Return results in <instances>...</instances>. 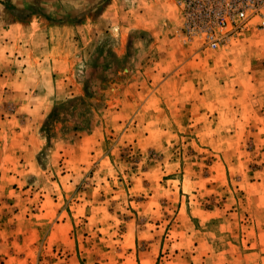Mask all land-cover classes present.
Returning <instances> with one entry per match:
<instances>
[{
  "label": "rangeland",
  "instance_id": "obj_1",
  "mask_svg": "<svg viewBox=\"0 0 264 264\" xmlns=\"http://www.w3.org/2000/svg\"><path fill=\"white\" fill-rule=\"evenodd\" d=\"M108 1L35 0L0 20L26 26L33 11L89 32L61 44L64 82L0 86L60 94L34 169L0 180V264H264V28L201 49L180 36L176 0H160L126 5L123 36L89 29ZM9 62L7 82L21 73Z\"/></svg>",
  "mask_w": 264,
  "mask_h": 264
},
{
  "label": "crops",
  "instance_id": "obj_2",
  "mask_svg": "<svg viewBox=\"0 0 264 264\" xmlns=\"http://www.w3.org/2000/svg\"><path fill=\"white\" fill-rule=\"evenodd\" d=\"M157 1L160 0H109L95 20L91 23L89 22L91 24H89V29L92 30L98 27H106L107 29L109 28V30H112L117 27V33L120 36H123L128 30L127 27L130 25L124 20L126 16L128 17V14L125 12V9L127 8L126 5L130 6L134 2H140L144 7L149 9L148 5L152 4V2L156 3ZM33 2H35V0H0V4H8L9 7L13 8V10H7L6 12L0 10V20L4 18L7 19V17H18V4H31ZM119 16L122 18V25L118 22V19H120ZM24 17L29 18L30 20L33 19L35 22L32 23L30 21L26 26L18 23H8V25L2 26V21H0V34L3 32L10 36L9 40H7L9 50L5 52V57L0 59V67L8 66V63L5 64V62L10 61L9 63L12 64V67L19 65L21 68V73L13 76L9 82L0 78V86L2 85L3 87V84L5 83H34L35 81L37 84L49 81L51 84H53V82H64V78H66V71L64 69H67L71 65L73 57L67 53L68 51L63 54V52H61L63 49H61L60 46L62 43L66 45L68 43H73L74 39L72 37L70 39L69 36L79 35L82 37V35L89 33L87 32V29H85L87 28V25L81 23L79 25H61L45 28L37 23V20L43 18L37 13L31 11L28 14L26 12ZM84 18L88 19L89 17ZM19 34L20 36H24L23 40L18 41L16 39L15 36ZM59 35L66 37L63 39L62 37H59ZM20 41H22L21 43L23 46L29 45V48H24L25 51L23 53L14 55V53H17L15 45H19ZM19 55L21 56L20 58ZM2 61H4L3 64ZM56 67L63 68L61 70L63 74L58 73V76L56 75V78H53ZM30 68L36 69L37 71L40 69L44 72L48 69L47 71H49V75L34 74ZM22 72H24V74L29 73L34 75H27V77L24 76ZM59 96L60 94L56 93V91L49 92L48 90L46 92L43 90H38L37 92L34 90L31 92H26L24 90L20 92L10 91L9 94L1 95L0 114L4 113V108H7L9 113L5 115L0 122V127L5 126L0 128V180L21 178L24 174L27 175L34 169L35 158L37 152L41 148L36 142L38 125L40 126L44 116L49 113L52 105ZM21 118L26 119L23 121ZM3 207V204L0 202V210H2ZM2 221L3 220L0 219V227H2L1 225H6L5 221L3 224ZM63 226H65V224L60 223L57 225V229H61ZM47 237V242H49V240H51L50 234ZM33 241L32 239L29 240L31 243Z\"/></svg>",
  "mask_w": 264,
  "mask_h": 264
},
{
  "label": "built area",
  "instance_id": "obj_3",
  "mask_svg": "<svg viewBox=\"0 0 264 264\" xmlns=\"http://www.w3.org/2000/svg\"><path fill=\"white\" fill-rule=\"evenodd\" d=\"M180 36L218 49L251 28H264V0H176Z\"/></svg>",
  "mask_w": 264,
  "mask_h": 264
}]
</instances>
